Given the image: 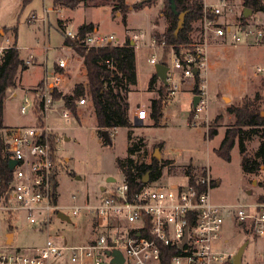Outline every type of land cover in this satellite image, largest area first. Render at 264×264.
Wrapping results in <instances>:
<instances>
[{
    "label": "rangeland",
    "instance_id": "obj_1",
    "mask_svg": "<svg viewBox=\"0 0 264 264\" xmlns=\"http://www.w3.org/2000/svg\"><path fill=\"white\" fill-rule=\"evenodd\" d=\"M53 1L31 0L24 5L23 0H0V58L7 47L16 44L28 65L27 71L20 72L17 87L8 92L5 100L6 125L10 127L33 123V116L30 113L22 114L20 111L23 97L43 86L45 71L52 73L60 57L69 60L60 91L71 93L77 83L87 82L83 58L73 47H64L66 29L59 25L58 19H62L68 25L67 31H74L79 23L93 22L95 27H99L100 32L116 33L125 41L131 39L133 34H144L138 41L136 49L138 82L130 85L129 103L132 117L138 107H144L149 113L145 122L137 121L136 126L132 128L120 127L110 130L104 128L110 133L112 145L105 144L90 100L86 105L78 107L77 117L70 122L60 118L50 120V124L60 131L58 203L66 207L65 212L72 218V222L59 217L54 218L50 228L53 234L59 229L71 243H86L96 237L92 231L94 215L83 210L76 216L69 207L95 201L102 193V187L113 188L116 181H108V177H115L116 180L124 177L117 166V158L132 157L137 164H142L151 163L156 154L159 155L156 158L162 162L166 161L167 164L162 166L160 177L149 181L153 186L186 182L188 165L194 166V173H201L202 169L208 166L216 181L212 191L215 201L242 203L264 198V167L255 173L243 171L239 141L231 152L230 161L221 158L215 151L226 129L235 122V117L229 112L228 107L241 105L253 99L256 93L264 95V72L255 74L256 66L264 65V47L247 45L248 47L236 54L235 58L221 66L224 70L229 69L233 72L234 76L229 78L219 96L211 87L212 82L209 83L210 86L208 84V76L212 77L209 74V60L208 68L202 75L209 90V104L201 113L203 117L198 119L196 125L191 123V117L194 115L193 107L190 111L191 96L180 91L182 86L180 82L179 88L173 94L174 97L167 89L164 90L166 95L163 106L167 102V97H173V101L164 106V116L160 119V124L154 125L150 111L152 101L159 97L161 84L158 81L149 86V77L152 71L156 72V67L148 62L154 50L146 43L150 36L163 33L159 29L168 27V20L164 14L167 0H151L142 8H134V5L143 0H125L130 6L126 21L119 10L114 9L113 0H62L69 6L54 5ZM228 1L230 10L219 17V22L230 25L232 30L240 32L238 26H241L244 16V0ZM214 2L216 0H207L210 4ZM246 18L253 21L252 24L256 26L264 18V13L253 12ZM194 27L200 28L198 21L193 23ZM190 35L192 39H199V33L193 34L191 31ZM213 41L221 46H231L219 38L211 37L209 43ZM212 52V48H207L208 58ZM157 54L162 57L163 50L159 48ZM230 54L233 53L230 51ZM222 57L219 55L217 58ZM164 58H167V51ZM240 59H243L244 68L242 65L236 70ZM189 80H193L192 83L195 84V79ZM186 81L187 79L183 80ZM15 92L16 95H13ZM209 128L217 130V135L213 138H209L207 134ZM243 143L249 157H254L260 139L246 133ZM130 146L138 149L130 153L128 150ZM2 204L0 201V250L21 247L23 252L32 253L40 248L47 237L46 231L28 222L22 213H10L1 207ZM96 232L100 234L101 231L97 229ZM53 238L58 242L62 241L61 237ZM225 238L229 241L227 243L221 241L222 246L235 253L240 245L248 240L243 263L254 264L257 250L262 248V243L247 237L241 226L234 223L230 217H227L223 229L222 239Z\"/></svg>",
    "mask_w": 264,
    "mask_h": 264
},
{
    "label": "built area",
    "instance_id": "obj_2",
    "mask_svg": "<svg viewBox=\"0 0 264 264\" xmlns=\"http://www.w3.org/2000/svg\"><path fill=\"white\" fill-rule=\"evenodd\" d=\"M204 1L203 41L174 44L164 36L154 35L146 43L154 50L148 59L154 66L162 63L168 50L163 64L169 67L166 85L169 94H175L181 77L195 79L198 76L195 95H199V101L193 106L191 117L194 125L209 104V90L202 77L209 64L208 32L228 36L236 44L245 42L264 47V18L256 26L241 24L237 32L230 25L219 22V17L230 10L228 0H216L211 4ZM65 34L70 39L78 38L77 31L66 30ZM143 36V33L133 34L129 38L136 49ZM79 41L86 47L96 48L126 42L116 33L98 29ZM64 47L72 48L67 44ZM159 48L163 50L162 57L157 54ZM68 64L67 58L60 57L52 73L45 71L43 86L24 95L20 111L30 113L33 123L4 129L8 162L15 160L16 164L11 170V182L0 196L1 207L12 214L22 213L28 222L45 230L47 237L32 253L23 252L21 247L0 250V264H113V255L107 251L115 249L123 253L124 264H234L235 251L221 244V241H229L222 239L227 217L240 225L247 237L262 243L254 264H264V198L242 203L215 201L212 191L216 181L208 167L195 173L192 179L187 175L186 182L169 186H153L148 182L133 188L124 176L116 180L113 188H105L95 201L69 207L76 216L83 210L94 215V239L71 243L59 229L53 234L50 228L54 218L59 217L61 211L66 213V207L58 203L57 197L60 131L50 120L60 118L70 122L75 118L65 99L55 93V89L62 92L59 88ZM262 72L264 65L256 66L255 74ZM89 100L88 96H82L76 103L79 107ZM148 116L144 107H138L137 121L145 122ZM66 214L72 222L69 213ZM53 236L61 237L62 241L58 242Z\"/></svg>",
    "mask_w": 264,
    "mask_h": 264
},
{
    "label": "trees",
    "instance_id": "obj_3",
    "mask_svg": "<svg viewBox=\"0 0 264 264\" xmlns=\"http://www.w3.org/2000/svg\"><path fill=\"white\" fill-rule=\"evenodd\" d=\"M30 1L23 0V4L26 5ZM113 1L115 3L114 9L119 10L123 20L126 21L130 6L125 0ZM53 3L54 5L65 4L69 6L67 2L62 0H54ZM148 3V1L143 0L142 3H136L134 8H142ZM176 3L179 12H187L184 27L176 36L175 31L179 17L172 11L168 2L164 11L168 20V27L163 33L157 36H164L169 43H191L193 39L190 33L193 29V23L202 19L204 15V2L203 0H176ZM243 3L245 8L251 9L253 12L264 9V0H244ZM246 20L247 18L242 16L241 24L243 26L246 24ZM94 30L95 24L93 22H84L78 28V38L70 39L64 33V44L71 45L83 58L87 82L77 83L71 93L58 92L56 89L55 93L57 96H62L65 99L67 107L75 117L78 114L76 100L82 96H88L93 104L97 126L100 128L101 134L104 128L109 130L120 127L132 128L136 124L130 116L129 92L130 85H135L138 82L136 48L131 44L129 39L123 45L116 46L96 48L82 45L79 39ZM162 63H166L165 58L162 59ZM27 67L28 65L22 58L20 49L16 44L4 50L0 58V196L6 192L12 178V171L8 166V149L3 133V130L8 127L5 123V100L8 92L17 87L20 81V72L24 71ZM159 79L157 73L154 72L149 81V86H153ZM161 83L159 97L152 101L150 111V117L154 125H159L160 119L163 116L162 109L166 95L164 93L166 85L163 81ZM198 83L199 78L196 76L195 93L198 91ZM228 110L234 115L235 122L226 129L220 145L215 151L218 156L230 161L232 156L231 152L239 141L240 153L242 155V169L247 173H255L264 166V95L262 93H256L253 99H249L241 105L229 106ZM246 133L257 136L260 139L254 157H249L246 153L243 143V138ZM207 134L209 138H213L217 135V130L215 128H209ZM105 144L112 145L113 142L105 139ZM137 149L136 147L130 146L128 150L130 153H133ZM165 164H167L166 161L162 162V160L156 157L153 158L151 163L142 164H137L132 157L117 158V166L120 172L126 176L133 188L140 187L144 184L142 179L147 173H149L150 181L160 177L162 174V166ZM186 174L191 176L192 179L195 174L192 165L187 166Z\"/></svg>",
    "mask_w": 264,
    "mask_h": 264
},
{
    "label": "crops",
    "instance_id": "obj_4",
    "mask_svg": "<svg viewBox=\"0 0 264 264\" xmlns=\"http://www.w3.org/2000/svg\"><path fill=\"white\" fill-rule=\"evenodd\" d=\"M60 21V22H59ZM261 21V20H260ZM259 21V22H260ZM62 22V23H61ZM199 22V24H200V28H198V27H194L193 29H192V33L193 34H195V33H199V39H193L192 40V42H198V41H203L204 40V28H203V23H202V21H201V19L198 21ZM258 22V23H259ZM58 23H59V25L60 26H63L64 27V29H68L67 27H68V25L66 24V23H64L63 22V20L62 19H58ZM61 23V24H60ZM84 23V22H83ZM83 23H79V24H77V26H76V28H75V30L74 31H78V28H79V26L80 25H82ZM253 23V21H250V19H247L246 20V24L247 25H250V24H252ZM167 26H165V27H163L162 29H159V31L160 32H164V29L166 28ZM95 29H98L99 30V27L98 26H96L95 27ZM211 37H215V38H219V39H222L223 41H224V43H228V44H230L231 46H221L220 44H218L217 42H215V41H213V42H210L209 43V39L211 38ZM193 38H194V36H193ZM207 39H208V48H212L213 49V52H212V54H210V58H209V60H210V72H209V74L212 76V77H209L208 76V84L210 83V82H212L211 83V87H213V89H214V91L215 92H217V94H218V96H219V92H221L222 91V89H223V86H225L226 85V83L228 82V80H229V78L231 77V76H234L233 74V72H230L229 71V69H227V71L226 70H224L221 66L223 65V64H225L227 61H231L233 58H235L236 57V54H238V53H240V52H242L243 51V49L245 48V47H248L249 45H253V44H247V43H245V42H242V43H238V44H236V43H234L233 41H232V39L230 38V37H228V36H219V35H217L214 31H209L208 32V35H207ZM64 44V43H63ZM239 45H241V47H239ZM245 45V46H244ZM248 45V46H247ZM236 46V47H235ZM68 48H71V47H68ZM242 49V50H241ZM226 51V52H225ZM228 51V52H227ZM230 51H231V53H233V54H230ZM229 53V54H228ZM219 55H222L223 57L221 58V59H218L219 58ZM218 57V58H217ZM244 64V62H243V59H240V62L239 63H237V68H236V70L237 69H240V67H242V65ZM37 66H39V65H37ZM243 68H244V65H243ZM28 70V68H26L24 71H27ZM45 70V69H44ZM44 70H42L43 72H44ZM236 72V71H235ZM153 71H152V73H151V75H150V77H149V80L151 79V77H152V75H153ZM184 79H187V81L186 82H183V80ZM190 78H183V77H181L180 78V83L182 84V86H181V92H186L187 94H190V96H191V100H190V111H191V109H192V107H193V97H194V95H195V91H194V87H195V84H193L192 83V81L191 80H189ZM192 79H194V78H192ZM159 81V83L162 85V81H161V79H159V80H157L156 82H158ZM209 86H210V84H209ZM13 95H16V92L13 94ZM173 97H174V95H173ZM173 97H167V102H165V105L164 106H166L167 104H168V102H171V101H173ZM165 101V100H164ZM164 106H163V109H162V112H163V116H164ZM135 114H136V112L134 113V117H132L131 116V114H130V116H131V118H132V120L133 119H135V121H134V123L135 124H137V119H136V117H135ZM162 116V117H163ZM7 126H9V125H7ZM192 167H194L193 165H192ZM208 167V166H207Z\"/></svg>",
    "mask_w": 264,
    "mask_h": 264
},
{
    "label": "water",
    "instance_id": "obj_5",
    "mask_svg": "<svg viewBox=\"0 0 264 264\" xmlns=\"http://www.w3.org/2000/svg\"><path fill=\"white\" fill-rule=\"evenodd\" d=\"M146 1H151V0H146ZM169 2V6L170 8L172 9V11L178 15L179 19H178V24H177V28H176V31H175V35L177 36L180 32V30L184 27V24H185V18H186V14L187 12L186 11H183V12H179L178 9H177V3H176V0H168ZM142 3V1H141ZM253 13V11L251 9H248V8H245L244 9V16L245 17H248L249 15H251ZM156 73L157 75L159 76V78L161 79V81L164 82L165 85L168 84V81H167V75H168V70H169V67L163 63H158L156 66ZM199 101V95H194L193 97V106L195 107L197 105ZM102 136L108 140V141H112L111 140V136H110V133L107 129H104L102 130ZM156 157H159V155L156 154ZM16 164V161L15 160H10L8 162V166L9 168L12 170L14 168ZM264 167V166H262ZM108 181H116L115 177H108ZM150 181V176H149V173H147L145 175V177L142 179V182L145 184V183H148ZM105 189V187H102V191ZM249 193H251V190L249 191ZM59 217L61 219H64L66 221H71V219L69 218V216L64 213V212H59ZM11 237V234L9 235ZM249 244V241L246 240L244 243H242L240 245V247L238 248L236 254L234 255V264H244L243 263V256H244V252H245V249L246 247L248 246ZM108 254H112L113 255V258L111 260V262L113 264H124L125 262V258L123 256V253L118 250V249H115L113 250L112 252L110 251H107Z\"/></svg>",
    "mask_w": 264,
    "mask_h": 264
}]
</instances>
